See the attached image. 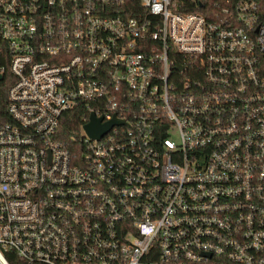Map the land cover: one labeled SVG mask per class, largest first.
Segmentation results:
<instances>
[{
    "label": "built area",
    "instance_id": "obj_1",
    "mask_svg": "<svg viewBox=\"0 0 264 264\" xmlns=\"http://www.w3.org/2000/svg\"><path fill=\"white\" fill-rule=\"evenodd\" d=\"M0 76V264H264V0H0Z\"/></svg>",
    "mask_w": 264,
    "mask_h": 264
},
{
    "label": "trees",
    "instance_id": "obj_2",
    "mask_svg": "<svg viewBox=\"0 0 264 264\" xmlns=\"http://www.w3.org/2000/svg\"><path fill=\"white\" fill-rule=\"evenodd\" d=\"M7 87L8 83H6V81L3 83L0 82V99L4 109L7 103ZM84 115L85 112H81L79 109L72 111L65 117L60 134V139L65 146L69 148H74V146L76 147V141H78L77 139L79 138L77 136L80 135L84 125V121L82 119Z\"/></svg>",
    "mask_w": 264,
    "mask_h": 264
},
{
    "label": "water",
    "instance_id": "obj_3",
    "mask_svg": "<svg viewBox=\"0 0 264 264\" xmlns=\"http://www.w3.org/2000/svg\"><path fill=\"white\" fill-rule=\"evenodd\" d=\"M2 77L0 76V81ZM123 124L122 121L117 120L116 118L110 123L102 124V119H97L94 115L91 117V121L88 125L85 126L86 133L92 138L101 140L115 125Z\"/></svg>",
    "mask_w": 264,
    "mask_h": 264
}]
</instances>
